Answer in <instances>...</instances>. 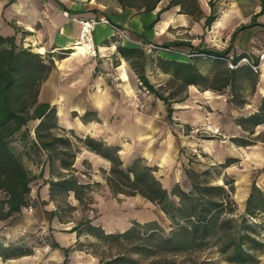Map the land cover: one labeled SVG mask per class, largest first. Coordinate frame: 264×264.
Here are the masks:
<instances>
[{
    "label": "crops",
    "instance_id": "obj_1",
    "mask_svg": "<svg viewBox=\"0 0 264 264\" xmlns=\"http://www.w3.org/2000/svg\"><path fill=\"white\" fill-rule=\"evenodd\" d=\"M168 1L161 0L155 10L144 13L104 0H0V35L13 36L19 46L30 47L54 61L48 78L42 83L40 99L57 107L62 127L119 146L124 162L140 156L157 166L160 173L173 171L176 182L186 177L183 165L190 162L189 153L200 151L204 153L203 170L208 169L216 176L214 183L223 184L226 178L234 181L233 198L244 211L253 184L264 191V122L256 125L242 122L258 111L264 96V59L260 57L264 53V12L256 18L263 25L238 30L241 25L252 22L261 5L259 0H232L229 17L216 12L217 19L205 27V16L210 14L211 7L207 0H198L203 11L200 18L180 12L181 7L174 5L160 12L159 19L153 22ZM91 17L105 18L111 23L100 22L94 31L99 54L96 57L73 55L80 35V20ZM114 26L122 29L124 35ZM212 36L224 37V40L212 47ZM175 41L184 42L178 49L186 53H191L189 45L216 50L231 46L228 59L242 53L248 55L251 63L259 58L256 88L241 76L234 91L230 86L222 90L208 87L202 79L197 84H188L175 96L174 111L168 117L164 101L141 85L117 46L138 48L143 43L163 45ZM144 49L150 55L147 77L156 87L165 88L166 93L181 81L174 79L172 69L162 68L158 57L193 63L203 76L216 68L215 58L204 53L188 57ZM239 64L241 75L244 63ZM234 93L238 94L236 101H232ZM205 122L220 127L225 139L186 136L178 129L180 124ZM228 159L233 161L224 165ZM110 166V161L86 148L75 160V167L87 172L82 175L86 182L104 181V173ZM41 195L47 199V186L42 188ZM259 218L264 220V211ZM130 224H120V230ZM104 228L114 231L110 224ZM56 240L63 246L70 244L57 236Z\"/></svg>",
    "mask_w": 264,
    "mask_h": 264
},
{
    "label": "trees",
    "instance_id": "obj_2",
    "mask_svg": "<svg viewBox=\"0 0 264 264\" xmlns=\"http://www.w3.org/2000/svg\"><path fill=\"white\" fill-rule=\"evenodd\" d=\"M161 0H111L119 7L132 8L148 13L156 9ZM261 10L253 16L250 24L241 25L238 30L253 25H263L256 18L264 12V0H259ZM174 5L181 7L182 13L196 18L203 16L198 0H169L158 12ZM211 12L205 16V27H210L217 19L214 4L210 0ZM153 24V23H152ZM234 34L232 36L233 40ZM183 41H175L162 46L176 47ZM191 47V53H204L215 58L216 68L209 75H202L195 64L158 57V63L166 70L172 69L174 79L181 83L166 93L163 87H156L147 77L146 67L150 55L143 47L118 45V51L126 58L139 78L141 85L164 101L168 117L174 111L172 102L188 84L200 80L208 87L222 90L228 86L232 91L237 87L239 77H246L256 88L259 76V58L252 64H243V73L238 74L239 62L248 55H234L230 67L226 58L231 46L223 50L208 47ZM54 61L33 51L30 47L19 46L15 37L0 35V220H13L21 216L27 208L37 205L54 204L50 210V225L57 218L65 223L63 216L67 211L81 209L83 216L75 222L68 232L76 233L77 240L70 246L61 245L55 238L50 246L64 254L63 264L70 263L72 251H86L98 258V264H142L150 259L153 264H174L180 254L190 255L212 250L231 264H258L259 252L264 250V223L259 218L264 211V191L255 183L247 200L244 211H240L233 193L234 181L226 178L223 184L210 179L208 169L197 171L184 169L190 180V188L184 189L179 183L166 187L156 175L157 166L150 165L143 157L134 158L125 164L120 156V147L104 140L79 135L74 129H66L59 124L58 110L55 105L40 99L42 83L48 78ZM264 78V61H263ZM264 93V87L262 89ZM234 93L232 101H236ZM180 98L179 100H182ZM31 121H38L29 128ZM254 125L264 122V96L258 111L242 122ZM18 139L22 149L12 142ZM245 142H247L245 140ZM86 148L110 161L109 171H105L106 184L113 196H141L155 205L169 220L167 230L157 220L141 222L132 220L128 228L108 232L97 221V215L88 217L85 212H96L94 193L100 182H86L82 175L86 171L75 167V160ZM31 160L38 171L34 172L25 164ZM228 159L224 165L232 162ZM37 185L36 198L33 187ZM48 187L47 199L42 198V188ZM77 202L74 205L69 198ZM92 238L87 242L81 236ZM33 250L18 244H6L0 239V259L7 261L25 255Z\"/></svg>",
    "mask_w": 264,
    "mask_h": 264
},
{
    "label": "rangeland",
    "instance_id": "obj_3",
    "mask_svg": "<svg viewBox=\"0 0 264 264\" xmlns=\"http://www.w3.org/2000/svg\"><path fill=\"white\" fill-rule=\"evenodd\" d=\"M104 1L110 2L111 0ZM207 1L208 5L210 6V0ZM212 2L214 4L215 12L219 14H225L228 17L230 13H232V0H212ZM205 34L204 40L206 39ZM222 40H224V37L212 36V47H217V44L221 43ZM77 50H81L80 44H76L74 46V52ZM36 123L37 121H31L29 123V128L33 130ZM12 143L16 145L18 149H22L23 145L20 140L15 139ZM183 152L185 153V150H183ZM198 154H200V156H198ZM189 159L190 162L187 163L186 161V165H183L184 169L186 167H189L200 172L203 171L204 153H200V151L196 152L195 154L189 153ZM191 161L193 163H191ZM130 162L131 161H125V164L127 165ZM25 164L32 171H38L36 165L27 157L25 158ZM187 164L189 166H187ZM104 175L106 174L104 173ZM156 175L160 177L163 184L168 188H171L176 183H179L186 190L190 188V180L187 176L183 179H180V181L176 182L175 172L173 171H164L160 173V171L157 169ZM209 177L212 181L216 180V176L212 175L211 173ZM82 179H84V177H82ZM100 183L101 185L95 187L94 197L95 200L97 199L96 203L91 206L95 207L97 211L94 213L89 210L85 212L86 216L93 217L94 215H97L98 222L102 223V225L110 224L112 226L111 229L114 231H121L120 229L122 226H119L120 224L128 225L134 219L139 220L141 222H145L148 220H157L167 230L170 229L169 220H167V218L159 211V209L155 205L146 201L141 196L131 197L119 195L115 197L110 192L106 184L105 178L104 181H100ZM36 190L37 185L35 184L33 187V197L37 201H40V198H36ZM2 198L3 194L0 192V199ZM69 200L72 204L77 205V202L73 199L72 196L69 198ZM53 208V203H49L45 206L37 205L35 207L25 209L21 216L16 219L0 220V239L3 240V242H5L6 244H18L33 250V253L31 255L12 258L7 261H3L2 259H0V264H63V252L59 249H53L50 246V243L52 242V239H56L57 236L62 242H70L68 246L74 244L77 240L76 233L68 232V229H70V227L83 216V212L81 209L67 211L63 216L65 223L60 222L57 218H55L51 222L52 230H50V210ZM81 240L87 242L89 240H92V238H87L85 235H82ZM259 257L260 262L258 264H264V250L259 252ZM94 262L98 264V258L89 252L72 251L70 253L71 264H93ZM142 264L153 263L150 259H147L143 260ZM174 264L231 263L225 261L224 258L216 252L212 250H205L204 252L196 254L177 255L175 257Z\"/></svg>",
    "mask_w": 264,
    "mask_h": 264
},
{
    "label": "built area",
    "instance_id": "obj_4",
    "mask_svg": "<svg viewBox=\"0 0 264 264\" xmlns=\"http://www.w3.org/2000/svg\"><path fill=\"white\" fill-rule=\"evenodd\" d=\"M65 15H68V13L65 12ZM100 22L111 25L110 21L105 18L101 20L95 17L81 19L80 20V24H81L80 35L78 39L75 41V43H79L81 46L84 47L85 54L90 55L92 57H96L99 54L98 48L94 41V31L96 29V26ZM114 29L121 35H124V31L120 29L119 27L114 26ZM142 46L149 51H159V52H166V53H171V54H180V55H185L188 57L195 55L194 53H186L176 47H171V46L168 47V46L156 45L153 43H143ZM260 57L261 59H264V53H262ZM226 60L230 67L236 66L231 62L230 59L226 58ZM242 62L250 64L254 68H257V66H254L251 63L249 58H243L239 63H242ZM178 129L182 135H186V136H191V135L200 136V137L215 136V137H221L222 139H225L220 127L214 125L211 122H205L203 124H198V125L180 124Z\"/></svg>",
    "mask_w": 264,
    "mask_h": 264
},
{
    "label": "bare ground",
    "instance_id": "obj_5",
    "mask_svg": "<svg viewBox=\"0 0 264 264\" xmlns=\"http://www.w3.org/2000/svg\"><path fill=\"white\" fill-rule=\"evenodd\" d=\"M76 44H79V43H76ZM80 49H81V50H77V51H75V52L73 53V55H77V54H81V53L85 54V52H84V47L80 45Z\"/></svg>",
    "mask_w": 264,
    "mask_h": 264
}]
</instances>
